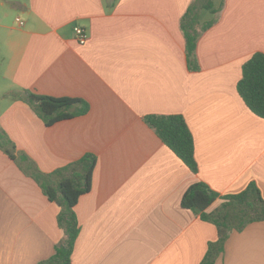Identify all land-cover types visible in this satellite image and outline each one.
<instances>
[{
  "label": "crops",
  "instance_id": "crops-1",
  "mask_svg": "<svg viewBox=\"0 0 264 264\" xmlns=\"http://www.w3.org/2000/svg\"><path fill=\"white\" fill-rule=\"evenodd\" d=\"M192 2L0 0L1 128L44 174L97 158L92 189L75 207L72 264H200L218 232L182 207L188 188L204 182L226 196L254 183L264 198V119L237 92L244 64L264 54V0H212L220 13H201L202 25L217 21L198 42V70L181 30ZM22 90L90 110L47 127L9 96ZM171 115L193 135L197 174L145 120ZM59 212L0 150V264L53 256L64 237ZM215 264H264V222L233 232Z\"/></svg>",
  "mask_w": 264,
  "mask_h": 264
},
{
  "label": "trees",
  "instance_id": "trees-1",
  "mask_svg": "<svg viewBox=\"0 0 264 264\" xmlns=\"http://www.w3.org/2000/svg\"><path fill=\"white\" fill-rule=\"evenodd\" d=\"M214 9L212 0H193L181 19V30L185 39L187 63L192 70H198V42L217 21L201 24V13ZM237 92L247 108L257 117L264 119V54L255 53L243 66L242 78L237 84ZM14 100L28 104L44 121L47 127L63 121L86 115L89 104L81 99L54 98L37 95L28 90L14 91L9 95ZM147 124L156 132L162 142L190 169L197 174L198 164L195 158V142L184 117L180 115L151 116ZM0 150L3 151L29 177L33 178L47 198L56 203L60 212L57 217L63 239L55 245L50 258L38 264H72L80 225L75 207L81 196L92 189L93 173L97 165L94 155H86L81 160L55 171L42 173L36 164L16 145L0 126ZM221 204L212 209L217 201ZM184 209L195 212L202 221L217 228L218 239L210 243L207 253L200 264H215L224 252V247L233 232L241 233L249 225L264 222V198L254 183L241 193L221 196L204 182L192 184L182 198Z\"/></svg>",
  "mask_w": 264,
  "mask_h": 264
},
{
  "label": "built area",
  "instance_id": "built-area-1",
  "mask_svg": "<svg viewBox=\"0 0 264 264\" xmlns=\"http://www.w3.org/2000/svg\"><path fill=\"white\" fill-rule=\"evenodd\" d=\"M17 22L23 26L24 23L20 20V19H17ZM74 35H75V38L76 40L81 44V45H85L88 43L89 41V34L87 32V30L83 27H75L74 28Z\"/></svg>",
  "mask_w": 264,
  "mask_h": 264
},
{
  "label": "rangeland",
  "instance_id": "rangeland-1",
  "mask_svg": "<svg viewBox=\"0 0 264 264\" xmlns=\"http://www.w3.org/2000/svg\"><path fill=\"white\" fill-rule=\"evenodd\" d=\"M1 64H2V63L0 62V69H1ZM1 75H2V71L0 70V76H1Z\"/></svg>",
  "mask_w": 264,
  "mask_h": 264
}]
</instances>
